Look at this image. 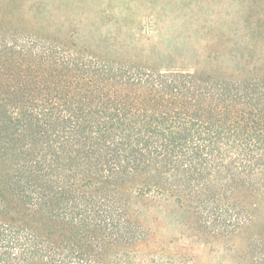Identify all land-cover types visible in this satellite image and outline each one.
<instances>
[{
  "label": "trees",
  "instance_id": "trees-1",
  "mask_svg": "<svg viewBox=\"0 0 264 264\" xmlns=\"http://www.w3.org/2000/svg\"><path fill=\"white\" fill-rule=\"evenodd\" d=\"M251 29L255 59L227 76L0 29V264H133L127 196L196 201L245 236L264 203V16Z\"/></svg>",
  "mask_w": 264,
  "mask_h": 264
},
{
  "label": "rangeland",
  "instance_id": "rangeland-1",
  "mask_svg": "<svg viewBox=\"0 0 264 264\" xmlns=\"http://www.w3.org/2000/svg\"><path fill=\"white\" fill-rule=\"evenodd\" d=\"M257 2L0 0V29L58 39L74 35V42L148 67L227 76L256 57L251 27L264 16V0ZM147 196H127L130 215L144 228L133 264H264V203L252 207L256 218L248 233L231 238L219 237L218 226L202 220L200 209L192 207L196 201L186 206L176 196Z\"/></svg>",
  "mask_w": 264,
  "mask_h": 264
}]
</instances>
